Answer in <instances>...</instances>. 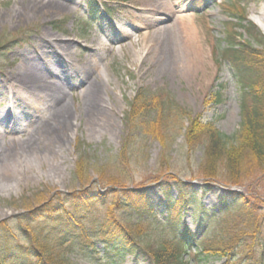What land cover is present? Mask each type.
Wrapping results in <instances>:
<instances>
[{
    "label": "rangeland",
    "instance_id": "1",
    "mask_svg": "<svg viewBox=\"0 0 264 264\" xmlns=\"http://www.w3.org/2000/svg\"><path fill=\"white\" fill-rule=\"evenodd\" d=\"M160 2L174 8L183 3L186 9L176 15L162 11L151 17L140 0H115L92 17L87 0H0V46L15 44L6 52L0 72V130L10 116L12 121L18 119L31 127L27 129L29 138L28 132L12 138L10 134L0 136V222L24 214L35 205L37 195L44 198L48 193L76 191L87 182L98 184L100 179L144 188L156 206L163 204L164 194L153 185L162 180H169L172 186L185 182L203 206L201 210L187 209L194 232L199 229L193 219L196 212L220 214L215 207L223 199L235 210L238 202L225 197V189L218 183L206 188L203 150L189 146L187 130L191 119L201 118L214 124L230 144L237 143L242 124L241 90L229 66L218 58L231 33H242L243 40L248 39L235 26L240 17L264 35L253 22L258 18L264 24V2ZM158 16L169 18L162 23V32L156 31L161 27ZM53 21L62 23L60 31L53 30L49 24ZM188 45L197 50L199 82L195 84L184 71ZM87 83L92 88L84 98ZM53 87L59 94L50 110L51 99L40 97ZM61 91L65 95H60ZM139 91L151 99V107L134 125L127 126V115ZM218 92L221 105L212 102ZM218 175L226 177V171L222 169ZM245 186L230 189L251 200L263 239L264 172L252 174ZM172 190L177 197L178 190ZM131 215L99 212L93 220L98 223L115 216L126 224ZM166 216L163 209L151 221ZM215 219L201 230L198 239H214L218 232L232 236L248 232V220L242 215L229 214L221 222ZM131 220L136 223L137 217ZM156 237L153 232L144 242L151 243ZM95 244L100 251L104 249L98 241ZM47 253L58 259L64 248L48 242ZM191 253L192 264H224V260ZM66 259L69 264H105L78 252ZM123 264L150 262L146 255L138 254L127 257Z\"/></svg>",
    "mask_w": 264,
    "mask_h": 264
},
{
    "label": "trees",
    "instance_id": "2",
    "mask_svg": "<svg viewBox=\"0 0 264 264\" xmlns=\"http://www.w3.org/2000/svg\"><path fill=\"white\" fill-rule=\"evenodd\" d=\"M87 1L92 16L101 12L100 0ZM102 1L109 3L114 0ZM243 1L234 0L233 3ZM237 23L235 26L239 30L241 28L248 39L243 40L242 33H231L218 61L229 66L241 90V135L235 145L230 144V139L221 134L214 124L201 118L191 119L187 130L189 146L203 150V174L208 181L206 188L211 189V185L218 183L225 189V197L238 202L235 210L229 209L223 199L215 207L220 214L196 212L193 219L199 229L194 232L189 227L187 209L201 210L203 206L185 182L178 181L172 186L169 180H162L153 185L164 194L163 204L156 206L144 188L100 179L98 184L87 182L84 188L76 191L55 195L48 193L44 198L37 195L35 205L29 206L24 214L0 222V264H69L66 257L72 252H78L92 262L103 261L105 264H123L127 257L138 254L146 255L150 264H192L191 252L198 253V250L200 252L196 257H212L224 260V264H264V238L261 237L257 211L249 198L230 189L246 187L248 177L264 172V35L244 16ZM49 24L53 30H61L60 21ZM12 46L15 44L0 46V72L5 62L3 58ZM137 95L126 118L127 126L134 125L151 107L148 96L142 91ZM212 102L216 105L223 103L221 92L214 94ZM222 169L226 171V177L220 176V179L218 172ZM76 179L81 181V176L77 174ZM172 188L178 190L177 197L173 196ZM163 209L167 212L164 220L151 221ZM110 211L114 214H134L126 224L115 216L94 222L96 213L108 214ZM229 214L246 218L248 232L242 230L236 236L219 235L218 232L214 239L209 236L204 240L198 239L201 230L207 229L212 220L219 216L217 219L221 222V218ZM133 215L137 217L136 223L131 220L135 217ZM36 224L39 225L37 228ZM153 232L156 239L145 243L144 237ZM52 241L64 248L58 259L47 253V243ZM97 241L104 246L103 250L96 247Z\"/></svg>",
    "mask_w": 264,
    "mask_h": 264
},
{
    "label": "bare ground",
    "instance_id": "3",
    "mask_svg": "<svg viewBox=\"0 0 264 264\" xmlns=\"http://www.w3.org/2000/svg\"><path fill=\"white\" fill-rule=\"evenodd\" d=\"M140 2L142 4V8L144 9V11L148 12L151 17L154 15H158V13H161L162 11L163 12L168 11L171 15H176V14L182 13V11H184L186 9V6L183 3L177 4V6H176L177 8H174L173 5H170V4H164V5L161 4L160 0H140ZM157 19H158L157 21H159V24L161 25V27L157 28L156 31L162 32L163 30H165V27H164L165 25L162 23H165V21H169V18L163 19L161 16H158ZM253 22L261 30H264V24H263V21L261 19L254 18ZM156 31H155V33H156ZM186 32H188V38H191V29L189 26H188V29ZM102 47L100 46V50H102ZM184 55L187 56V60H188L187 65H185L184 71L186 72L188 80L195 84L196 82H199L197 79V76L199 73V71H198L199 65H198V61H197V50L193 48V45H188V48H186V53H184ZM27 79L29 81V79H31V78H27ZM89 85L90 84L87 83V85L85 86L86 89L82 94V97H84V98L88 94V92L91 91L92 86H89ZM57 93L59 94V90L57 88L53 87V89L48 91V93H46L40 97L44 100L51 99V105L49 107L50 110L52 108H54V106H55V96ZM60 95H65L64 91H61ZM9 113H12V111L9 110ZM12 118L13 117L10 116L7 120V122H9V123H6L5 126L1 128L0 136L10 134L11 138H12L13 135L15 136V135H20V133L28 132V138H29L31 135L30 134L31 132H29V130H27V129L31 128L30 124L27 125L28 123L19 121L18 119H14V121H12L11 120ZM46 120H48V119H46ZM10 135H8V136H10ZM17 143L21 145L20 141Z\"/></svg>",
    "mask_w": 264,
    "mask_h": 264
}]
</instances>
